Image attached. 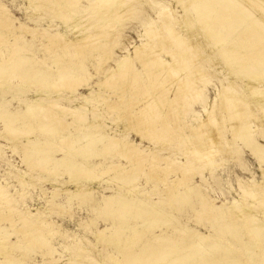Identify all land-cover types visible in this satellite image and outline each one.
Returning a JSON list of instances; mask_svg holds the SVG:
<instances>
[{"label":"rangeland","instance_id":"obj_1","mask_svg":"<svg viewBox=\"0 0 264 264\" xmlns=\"http://www.w3.org/2000/svg\"><path fill=\"white\" fill-rule=\"evenodd\" d=\"M34 1L0 0L15 19L28 29L33 28L32 30L36 31L33 36L29 33L22 34L23 37L17 42L18 48L14 53L10 45L6 43L0 45V88H6L2 93L0 90V188L4 193L3 202L0 200V208L4 212L10 209L11 213L12 211L15 213L16 207L25 211L24 213L30 219L40 215V219L37 217L35 222L47 228L50 227L46 221L54 223L50 230H53L55 234L46 237L50 243L46 250V247L39 246L37 236L27 238L24 234L16 233V229L21 226L18 216H16L18 219L15 215L13 217L16 218V225L13 228L8 223H1L0 233L4 236L11 235L9 240L13 243V247H7V251L11 252L13 248L16 249L13 252L16 257L15 264H79V262L80 264H152L160 259L161 255L158 252L164 247L168 248L169 257L162 260L167 261L168 264H247V262L260 264L264 262V243L248 238L240 221L230 220L226 210L227 207L231 210L240 208L243 201L251 202L245 193L258 194L264 188L261 185L262 183L264 185L262 173L264 169V119L261 117L264 99L262 106H259L247 87L255 85L264 89V80L260 82L258 78L249 79V77L243 79L241 74L230 72L223 55L217 50L218 46L206 35L209 23L199 25L193 7L190 5L187 11H182L175 0H134L137 1V4L133 6L135 14L128 15L125 20L119 19L114 22L112 32L118 35L116 39L112 40L108 37L98 39L100 42L98 50H103V46L107 50L105 60L106 53L101 57L102 68L100 70L96 69L94 58L100 55L99 51L86 54L83 59L74 58L68 52L63 53L64 56L60 59L63 65H60L56 60L58 52L47 51L44 48L47 45L45 33H58L65 36V39L73 40L74 37L82 35L84 30L86 31L90 26L93 28L97 23L91 21L88 28L83 27L86 23L84 21L86 18L83 16L85 15L84 9L89 7L88 1L94 0H78L74 9L70 8L66 0H60L61 2L55 3L56 6L55 1L51 0V3H47V7L49 10L52 9V13L46 9L37 8V3ZM151 2L156 4L152 5ZM165 5L171 10L172 17L160 15V13H166ZM241 16L246 19V13L244 15L240 13ZM69 17L76 18V22L72 24ZM183 17L190 18V22L192 20L190 23L192 39L201 55V58H196V62L207 73L192 70L188 58L181 56L178 59V50L166 43V35L161 29L160 21L173 25L180 31L182 39L190 41L187 30H181L180 27L184 23ZM172 18L177 19L178 24H173ZM233 20L231 24L225 21L224 23L216 22V25L228 29L230 34L232 32L226 38L228 42L225 46L238 51L240 44H235L232 37L239 36L244 28L242 26L239 28L237 20ZM246 21L250 23V20H245V24ZM147 32L154 36L155 42H163L162 47L165 46L171 52L172 58L162 53L161 58L169 64L176 62L180 72L186 76L192 75L202 91L198 102L185 104L179 111V125L190 139L193 138L191 128L197 125L199 118L206 117L207 108L213 104L218 108L220 95L231 94L240 96L250 103L255 102L253 112L258 120L255 122L249 116L247 117L243 122L242 130L236 134L235 146L232 144V134L227 128V115L223 113L225 117L222 121L223 132L230 142L231 151L222 155L217 161L215 160L211 163L212 165L203 166L200 162L194 163L182 152L175 154L176 151H180L179 148L171 146L169 150L164 148L165 143L139 137L128 128L126 121L123 120L124 117L109 113L101 100L102 96L112 101L116 100V96H112V89L105 91L106 88L96 85V82L108 76L103 69L112 67V62L117 57L125 55V52L132 54V45L139 46L149 42ZM232 40L234 42H230ZM241 50H245V47H240ZM232 64L238 65L236 62ZM61 66L66 67L63 69L65 75L75 72L73 75L83 77L90 74L92 77L88 80L84 79L82 81L84 83L81 82L76 90L62 89L61 91L57 89L58 82L55 83L59 81L57 74ZM136 67L140 77L145 81L144 72L138 63ZM130 94V90L126 89L124 95L127 98H133ZM32 103L46 106L61 105L81 113L83 120L77 119L71 113L65 117L67 123L74 125L69 133L72 135L74 146H77L76 151L74 147L59 148L55 142L57 132L45 130L51 126L49 121L43 120L40 116L37 117L38 119L34 118L35 120L29 118L27 109ZM92 108L100 110L102 115H99L98 119L92 115ZM103 111H106L105 114ZM89 125H98L105 129L101 134L100 142L96 145H85L79 139L80 134L89 135L88 130L93 129ZM75 126L88 128L81 129L80 132L77 130V132ZM109 138L128 140L144 152H155L160 157H168L177 163L188 164L198 174L195 173L196 175L189 183L171 193L166 190V187L171 180L179 176L178 173L162 176L163 180H153L149 176L145 177L133 171L128 174L130 177H127L124 185L120 187L103 182L101 179L85 177L82 172L90 171L100 174L113 164H121L125 170L133 168L135 161H122L112 151H101ZM258 145L262 146L261 150ZM80 168L84 170L80 171ZM108 177L111 178L112 174L108 173ZM255 186H260L259 190ZM128 188L134 189L130 191ZM183 193L184 196L180 195ZM203 197L209 199L204 200ZM209 200L217 201L221 205V209L216 207L215 217L209 215ZM54 205H57L59 209L54 208ZM157 209L161 215L156 211ZM163 215L169 218L164 220ZM255 216L260 225L264 226V215L258 212ZM183 230L185 231L182 233ZM174 243L177 247L171 249ZM47 251L55 254L53 256L58 263H51L52 259Z\"/></svg>","mask_w":264,"mask_h":264},{"label":"bare ground","instance_id":"obj_2","mask_svg":"<svg viewBox=\"0 0 264 264\" xmlns=\"http://www.w3.org/2000/svg\"><path fill=\"white\" fill-rule=\"evenodd\" d=\"M52 1H55L54 5L55 3L61 2L60 0H52ZM175 1L177 3V6L179 5L182 8V11H185V10L187 11L188 6L191 5L195 13L197 14V23L199 25H204L207 22L209 23L208 29L206 30V35L209 39L214 41V44L216 43V45L218 46L217 50H219V53L223 55L226 65L230 68L229 69L230 72L241 74L243 79L244 77H249V79L258 78L260 82L264 80V0H175ZM34 2L37 3V6H36L37 8L41 10L46 9L49 12H51L52 9L49 10L47 7V3L48 2L51 3V0H35ZM77 2L78 0H66V3L69 4V6H71L70 8H73V9H74V6L77 4ZM151 3L152 5L156 4L155 2H151ZM136 4H137V1H134V0L88 1L89 7L88 8L86 7L84 9L85 15L83 17L86 18L84 20L86 21V23L84 22L85 25L83 27L88 28L89 25H91L90 21L96 22L97 25H95L93 28H91L90 26L91 29L89 28L86 31L84 30L82 35L74 37L73 40H68L69 38L65 39L64 38L65 36L63 37L62 35L58 33L50 34L45 31L47 45L44 46V48L47 51L55 50L56 52H58L56 53L57 54L56 60H57V63H59L60 65L62 64L60 59L63 58L64 56L63 53L65 54L66 52H68V54L72 55L74 58L83 59L86 54H91L93 52L99 51L98 53H100V55L98 57H94L96 60L95 59L93 60L96 61V65H97L96 69L98 68L100 70L102 68L101 57L103 54L106 53L107 50L106 48L104 49L103 45H102L103 50H98V45L100 44V42H98V39L105 38V37H108L112 40L113 38L116 39L118 35L115 32H112L114 30V22L119 19L125 20L128 15L135 14L133 11V6H135ZM164 8H165L164 10L166 13L165 14L160 13V15L162 17H172V12L169 9V7L165 5ZM240 13H243V15L244 13H246V19H243L244 16L240 17ZM65 17H68V16H65ZM68 19L72 24L76 22V18L74 17H69ZM103 19L105 20L103 21ZM233 19L237 20V24L239 28H241V26L244 28L242 30V33H239L240 34L239 36L232 37L233 40H235V44L237 43L238 45L240 44L239 50L237 48L238 51H234V49L230 46H227V45L225 46V44L228 42L226 38L229 37V35H231L232 32L230 34V31H228V29H225L222 26L217 27L218 25H216V22L224 23L225 21L227 22V24H231L230 22H232ZM245 20H250V23H247L248 21H246V24H245ZM100 21H103V22H100ZM172 22L173 24H178V20L175 18H172ZM183 22H184L183 24L181 25L179 24V25L181 27V30L182 29L187 30L188 36H189L188 38H190L189 42L182 39L180 35V31L175 29L173 25H168L166 21H160L161 29L163 30V33L166 35V43L170 44L175 50H178L177 52L179 55L178 59H180L181 56L188 58V60L190 61L189 66H191L192 70L202 71L203 73H207L205 69H201L196 62V58L197 57L201 58V55L199 53V49L196 47V44L193 42V39H192L193 33H192V29L190 28V23L192 22V20L190 22V18L183 17ZM246 27H249V28L247 29ZM228 28H230V26ZM32 29L33 28L28 29L24 24L20 23L17 19H15L12 16L11 12L6 8V6L0 2V45L4 43L10 45L12 49V53H14L16 52V48H18L17 42L23 37L22 34L29 33L33 36L36 33V31ZM107 31L109 32L111 31V32L108 33ZM147 36L150 39L149 42L145 44H141L139 46L132 45V48H133L132 54H128V51L125 52L126 53L125 55L117 57L112 62L113 63L112 67H109L108 69H103V71L106 72V75L108 76H106L107 78H105L104 80L96 82V85L106 88L105 91H107L108 89H112V93H113L112 96L115 95L116 100L112 101L108 97L105 98L103 96L101 97V100H103V103L105 104L104 106L106 107V110L109 113H114L118 117L120 116L124 117L123 120L126 121L128 128L131 129L132 132L134 131L139 137H142L144 139L157 140L162 143H165V145L163 146L166 149H169L171 146L179 148L180 151H176L175 154H178V152H182L186 157L189 158V160L191 161L193 160L194 163L200 162L203 164V166H208L209 164L214 163L215 160L217 161V159L220 158L222 155H226L228 152L231 151L230 142L225 137L224 132H223V122L222 121L225 120V117H223V113H226L227 115L226 116L228 119L227 128L232 134V137H233L232 144H234L236 141V134L238 131L242 130L241 128L243 126V122L246 121L247 117L249 116L251 120L255 122L258 120V117L253 112V104L255 102L250 103L248 100H245L241 98L240 96H233L231 94L220 95L218 108L215 104L207 108V111L205 112L206 117L199 118L197 125L191 128V133L193 134V138L190 139L188 135L186 134V132L184 131V129H181L179 125L180 124L179 123V120H180L179 111L183 106H185V104H191L194 101L198 102L200 100L199 94H201L202 91L199 89L197 81L192 75L186 76L180 72L179 68L176 66L177 65L176 62H172L169 64L161 58V53L172 58L171 52L168 51V49L165 48V46L162 47L163 42L161 43L155 42L154 36L150 32H147ZM233 40L230 42H234ZM242 46L245 47V50L240 51V47ZM233 47L236 48V46L234 45ZM106 56H107V53L104 56V60ZM233 62H236L238 65H233L232 64ZM137 63L140 65L141 69L143 70L145 78H146L145 81H147V83L140 77L137 67H136ZM65 68L66 67L63 68L62 66L59 68V71L57 74L59 81L55 82V83L58 82L59 86L57 89H61V91L62 89H72V90L75 89L76 90L81 85V82L84 79L88 80L92 77L90 74H86L83 77L76 76V74L73 75V73L75 72L73 73L70 72L68 75H65L64 73L65 71L63 72V69ZM247 87L251 92L252 98L258 102L259 106H262L261 103L264 99V89H260L258 88V86H255V85H248ZM126 89L130 90L133 98H127L124 95ZM0 90L2 93L6 90V88L2 87L0 88ZM109 96L111 97V95ZM121 107H122V110H121ZM27 110L29 111V118L34 119L40 116V118H42L43 120L49 121L48 123H50L51 126L47 127L45 130L47 132L54 131V130L57 132L58 136L56 138V141L55 140L54 141L57 143L60 149L74 147L76 151L77 146H74L72 135L71 133H69L70 128L74 125L70 122L67 123L65 120V117L67 116V114L71 113L72 116L76 117L77 119L83 120V116L81 115L79 111L76 112L74 110L65 108L61 105L54 104V105L46 106V105H42V104L39 105V104H34V103L28 106ZM261 111H262L261 117L264 119V108L263 107H261ZM92 113H93L92 115L96 116L97 119L99 115H102L100 113V110H97L95 108H92ZM103 122H105V120H103ZM83 123H86V122H83ZM89 126L93 128L91 129V131L88 130L89 135L86 136V135L80 134L79 139H81L85 145H90V144L96 145L98 142H100L101 134L105 129L100 128L98 125H89ZM75 127H77L76 131L77 130L79 131L81 129L84 130L88 128L86 126H80V127L75 126ZM261 147L262 146L258 145L259 149ZM101 151H104V152L112 151L113 154H115L116 157L119 158L120 160L122 161L124 160L128 162L135 161L136 163L133 164V168L129 170H125L124 168H122L121 164H113L107 167L100 174L92 173L90 171H85L82 173L84 174L85 177H90V179H95V180L101 179L103 180V182L105 181L106 183H112L119 187L124 185L126 178L130 177L128 176V174L133 171L145 177L149 176L153 180H163L162 176H170L171 174L178 173L179 176L171 180L168 183V187H166V190L171 193L172 191L177 190L182 185H186L187 183H189L192 180L193 176L196 175L195 173H197L196 170L190 167L188 164L177 163L176 161H173L172 159L168 157H160L155 152H144L140 150L139 148H137L133 143H131L128 140L109 138L107 140V144L103 145ZM255 151H257V149H255ZM83 170H84L83 168H80V171H83ZM201 171H203V169ZM108 173L112 174L111 178L108 177ZM262 173L264 176V169ZM76 174H78V172ZM79 174H81V172ZM261 185L264 186L263 183ZM255 188L259 190L260 186H255ZM132 189H129V190L131 191ZM84 192L85 191H83V193ZM3 195L4 193L0 188L1 202H3L2 200H4ZM180 195L184 196V193ZM245 195L248 196L247 198H249L251 202L241 201L242 206L241 207L239 206L240 208H237V209L234 207L235 208L234 210H231L227 207L226 210L228 212V216L230 217V220L232 221L234 220L240 221V224L243 230L245 231L246 235L248 236V238H253V240L255 239L259 242L264 243V235H263L264 226L260 225L257 217L255 216V213L257 214L258 212L264 215V211H263L264 210V188L261 189L260 193L258 194L256 193L248 194L246 192ZM188 197L189 195L187 196V199ZM203 199L208 200L209 198L206 199V197L205 198L203 197ZM209 201H210V207L208 208L209 215L211 217H215V214L217 213V212L215 213V209L216 207L221 209V205L217 201H214V200H209ZM202 204H205V203H202ZM53 207L56 209H59L57 205H54ZM14 211L15 213H13V211L11 213L10 209H8L6 212H4L0 208V225L1 223H8L13 228V226L16 225L15 224L16 223L15 219L17 218L16 216H18L21 226L16 229V233L17 234L21 233V235L24 234L25 236H27V238L37 236L39 246L43 248L46 247L47 248L46 250H48L49 248L48 246L50 245V243L48 242L46 237H51L52 234H55L53 230L52 231L50 230V228L54 226L53 225L54 223L52 224L51 222H48L45 220L48 227H50V228H47L35 222V219H38V218L40 219V215L37 216L38 218L36 217V218L30 219L24 213L25 211L23 212L22 210H19L16 207ZM156 211L159 212L158 209ZM14 215L16 217L15 219L13 218ZM162 217L164 218V220L169 218L167 215L166 216L163 215ZM13 230H15V228ZM184 231L185 230L181 232L183 233ZM9 237H11V235L4 236L0 233V257H1L0 264H15L16 263L15 262L16 257L13 254V252L16 249L13 248L11 252L7 251V247L9 246L13 247V243L9 240ZM256 245H259V244H256ZM174 247H177L176 243H174V245H171V249ZM9 249H12V248H9ZM167 250H168L167 247L160 249L158 252V254L161 255L160 259L156 261V263H152V264H158V263L168 264L167 261L162 260L164 258L169 257V255L167 254ZM47 252H48L47 253L48 256H50V258L52 259L51 263L53 262L58 263V260L53 256L54 253L52 254L49 251ZM87 256L85 257L86 260H87ZM28 258H31V257L28 256ZM27 260L28 259H26V261ZM91 261L92 260H90V262ZM17 262H18V258H17ZM192 262L193 261H191V263ZM247 264H250V263L247 262ZM260 264H264V262Z\"/></svg>","mask_w":264,"mask_h":264}]
</instances>
